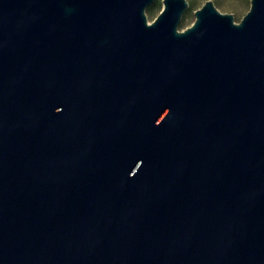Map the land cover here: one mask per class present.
Wrapping results in <instances>:
<instances>
[{
	"label": "water",
	"instance_id": "95a60500",
	"mask_svg": "<svg viewBox=\"0 0 264 264\" xmlns=\"http://www.w3.org/2000/svg\"><path fill=\"white\" fill-rule=\"evenodd\" d=\"M0 0V264H264V0Z\"/></svg>",
	"mask_w": 264,
	"mask_h": 264
},
{
	"label": "rangeland",
	"instance_id": "374dc122",
	"mask_svg": "<svg viewBox=\"0 0 264 264\" xmlns=\"http://www.w3.org/2000/svg\"><path fill=\"white\" fill-rule=\"evenodd\" d=\"M189 8L185 11L179 24V30L190 26L195 20V10L200 8L206 0H188ZM219 10L224 13L234 14L235 21L240 22L242 17L248 12L251 0H213ZM163 6V0H155L146 10L148 21L152 22L159 14Z\"/></svg>",
	"mask_w": 264,
	"mask_h": 264
}]
</instances>
